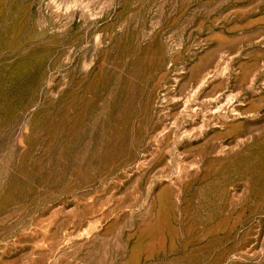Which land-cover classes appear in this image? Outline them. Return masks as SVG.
Masks as SVG:
<instances>
[{
    "label": "rangeland",
    "instance_id": "374dc122",
    "mask_svg": "<svg viewBox=\"0 0 264 264\" xmlns=\"http://www.w3.org/2000/svg\"><path fill=\"white\" fill-rule=\"evenodd\" d=\"M0 264H264V0H0Z\"/></svg>",
    "mask_w": 264,
    "mask_h": 264
}]
</instances>
